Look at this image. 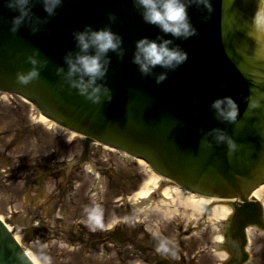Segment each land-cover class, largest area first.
Returning a JSON list of instances; mask_svg holds the SVG:
<instances>
[{"label": "water", "instance_id": "water-1", "mask_svg": "<svg viewBox=\"0 0 264 264\" xmlns=\"http://www.w3.org/2000/svg\"><path fill=\"white\" fill-rule=\"evenodd\" d=\"M211 3L207 20L206 9L195 5L188 9L197 35L183 40L145 23L133 0H63L52 17L40 0H33L32 12L41 20L39 31L33 34L25 24L12 34L9 28L17 13L0 0V91L21 95L47 119L83 136L85 147L95 141L140 159L187 192L240 199L241 225L248 218L245 208L252 205L247 201L250 193L264 183V106L248 111L246 100L264 93V60L256 59L257 44L249 36L256 0ZM110 13L115 21H109ZM87 25L110 26L123 38V58L108 54L111 63L102 82L111 89V102L92 104L57 74L58 68L67 71L65 55L78 50L73 33ZM144 37L172 39L173 46L188 54L187 61L169 71L159 85L155 75L142 76L132 62L136 42ZM34 50L46 66L38 80L21 85L16 74L32 67L27 57ZM162 71L159 66L153 70ZM224 96L239 106L235 124L217 120L210 108ZM214 128L225 130L237 143L234 154L229 156L224 144L201 146ZM0 264H34L1 220Z\"/></svg>", "mask_w": 264, "mask_h": 264}, {"label": "rangeland", "instance_id": "rangeland-1", "mask_svg": "<svg viewBox=\"0 0 264 264\" xmlns=\"http://www.w3.org/2000/svg\"><path fill=\"white\" fill-rule=\"evenodd\" d=\"M151 174L98 144L84 157L78 135L0 93V218L36 264H215L221 220L178 194L139 203ZM260 239L254 264H264Z\"/></svg>", "mask_w": 264, "mask_h": 264}, {"label": "clouds", "instance_id": "clouds-1", "mask_svg": "<svg viewBox=\"0 0 264 264\" xmlns=\"http://www.w3.org/2000/svg\"><path fill=\"white\" fill-rule=\"evenodd\" d=\"M40 2L48 17L56 15V10L63 4V0H40ZM3 4L17 13L12 18L9 28L12 34H16L25 24L31 27L33 34L39 31L41 20L32 12L33 0H3ZM193 5L206 9L209 16L204 19L210 18L213 11L211 0H133V6L140 11L145 23L158 27L164 34L183 40L197 35V29L188 14V9ZM108 19L115 21L116 16L110 13ZM251 29L249 36L257 44L256 59L264 60V0H256ZM73 38L78 50L75 53L70 51L65 55L67 71L58 68L57 74H62V79L69 89H75L78 95L92 104H99L102 101L111 102V89L102 82L111 63L108 54L116 53L119 58H123V38L107 25L100 29H93L91 25H87L84 30L74 32ZM173 43L172 39L162 37H157L156 40L144 37L136 42L132 62L138 66L142 76L155 75V82L159 85L167 79L169 71H174L187 61V52L178 45L173 46ZM38 54V50H34L33 54L27 57V62L32 65L27 72L16 74L19 84L28 85L39 79L40 71L46 66L47 61L38 60L36 58ZM157 66L164 71L155 74L153 70ZM246 100L248 111L261 108L264 106L261 103L264 100V93H260L258 98L250 95ZM210 108L219 121L235 124L238 120L239 106L231 96L215 99ZM209 136L212 138L211 141L208 140ZM213 143L217 146L226 145L229 156L238 150L237 143L221 128H214L205 134L201 146L211 148ZM219 239L223 242V236Z\"/></svg>", "mask_w": 264, "mask_h": 264}, {"label": "bare ground", "instance_id": "bare-ground-1", "mask_svg": "<svg viewBox=\"0 0 264 264\" xmlns=\"http://www.w3.org/2000/svg\"><path fill=\"white\" fill-rule=\"evenodd\" d=\"M37 117L44 123L48 125H53V123L47 121L43 116L37 114ZM142 164V162H140ZM164 184L166 185V182L164 179H161L158 176L155 175H150L146 182L143 184L142 189L140 192L136 195L137 198L136 200L140 199H146L151 197V192L152 190L156 189L159 185ZM264 191V185L259 187L257 190H255L252 194V196L256 198H261L262 192ZM175 194L179 195V203L181 202L182 204L191 207L193 210H202L204 207L208 208V205L210 204H220V205H215L212 207L210 210L211 215L215 217V219L222 220L224 219L227 214H229V209L225 205L227 203V200H218V199H213V198H203V197H198L195 195H190V194H183L178 188H172V187H164L161 191V196L164 199H170L172 198ZM219 239V237H218ZM35 262V261H34ZM36 264V263H35Z\"/></svg>", "mask_w": 264, "mask_h": 264}, {"label": "flooded vegetation", "instance_id": "flooded-vegetation-1", "mask_svg": "<svg viewBox=\"0 0 264 264\" xmlns=\"http://www.w3.org/2000/svg\"><path fill=\"white\" fill-rule=\"evenodd\" d=\"M239 208H241V206H239L236 203H232L230 205V218L225 222L223 228H222V233H224L225 235H231V234H238V227L239 224L237 221V210H239ZM250 220L254 221V222H258V219L252 215V217L249 218ZM262 222V221H261ZM262 225H264V221L263 223H261ZM251 237L252 240L255 241L257 238L260 239V244L261 246L264 245V231H259L258 229L252 228L251 229ZM226 244V243H225ZM260 246V247H261ZM264 247V246H263ZM228 249L230 251V254H235V258L232 259L231 256H228L226 261L220 264H238L239 260L241 259V253H239L242 249V243L240 241H234V243H231V240L228 241ZM248 249L252 250L253 252H255V248L252 246H249ZM257 257V256H256Z\"/></svg>", "mask_w": 264, "mask_h": 264}]
</instances>
